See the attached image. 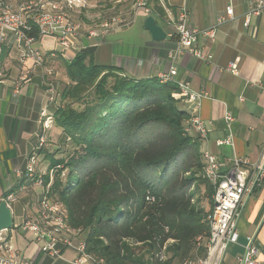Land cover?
Instances as JSON below:
<instances>
[{
  "label": "crops",
  "instance_id": "obj_1",
  "mask_svg": "<svg viewBox=\"0 0 264 264\" xmlns=\"http://www.w3.org/2000/svg\"><path fill=\"white\" fill-rule=\"evenodd\" d=\"M19 1L11 0L13 4ZM256 1L159 0L165 16H151L165 32V38L160 41H154L144 28L146 15L143 13L136 15L126 27L93 39L86 37V30L90 26L84 25L82 20H76L81 27L80 49L91 51L94 63L113 67L127 78L139 80L157 77L167 70L168 52L175 50L176 38L169 35L172 27L166 22L176 18L181 5L185 4L189 10L188 24L198 29L214 25L217 17L224 14L225 7L231 5L233 19L216 26L214 40L201 38L197 43L206 60L195 58L185 50L175 51L177 69L172 82H188L193 91L203 96L193 114L200 117L206 130V140H202L192 130L200 151L207 149L211 152L221 171L230 169L235 157L257 163L261 161L264 141V13L252 16L249 26H244V15ZM109 9V15L117 11L125 17H131L133 6L131 0H121L113 3ZM37 45L44 52H55L43 66L35 65L32 60L21 62L11 37L7 38L0 51L3 72L0 81V194L14 192L17 197L11 205L12 226L3 234L14 244L18 253L33 264H70L74 255L71 249L59 244L60 257L43 255L31 233L14 227L27 215L37 216L38 200L44 187L51 183L49 178L47 184L40 186L25 178L23 173L17 176L15 171L23 172L28 157L36 152L41 110L44 109L52 118L60 104L59 86L68 83L61 59L70 60L76 53L73 49H61L51 36H42ZM236 60L237 73L226 70L228 64ZM48 67L53 68L50 77H46ZM25 72L28 73L29 82L23 84L19 94L14 96L12 83ZM48 83L56 88L54 102L47 100ZM180 106L189 110L187 104L182 103ZM227 115L231 119L228 120ZM48 133L51 138L38 151L36 176H43L47 172L50 162L45 164L43 158H51L53 153L56 157L59 152L53 150L52 146L54 136L62 135L61 129L52 125ZM228 137H231V144H218V141ZM263 215L264 181L258 189L244 197L236 218L239 240L228 246L221 264H236L248 235L254 237L257 264H264ZM84 237L82 232L80 238Z\"/></svg>",
  "mask_w": 264,
  "mask_h": 264
},
{
  "label": "trees",
  "instance_id": "obj_2",
  "mask_svg": "<svg viewBox=\"0 0 264 264\" xmlns=\"http://www.w3.org/2000/svg\"><path fill=\"white\" fill-rule=\"evenodd\" d=\"M103 1L111 6L121 0ZM147 4L152 15L165 16L159 0ZM61 60L68 83L52 118L73 148L56 159L53 153L42 178L47 184L53 170L47 195L64 206L71 227L82 229L87 251L106 264H145V256L152 259L171 239L161 264L204 257L213 187L203 176L198 140L183 132L188 113L171 96L176 84L127 78L94 63L89 50ZM191 183L195 191L187 193ZM200 185L206 208L201 199L192 202ZM143 247L145 256L136 252Z\"/></svg>",
  "mask_w": 264,
  "mask_h": 264
},
{
  "label": "built area",
  "instance_id": "obj_3",
  "mask_svg": "<svg viewBox=\"0 0 264 264\" xmlns=\"http://www.w3.org/2000/svg\"><path fill=\"white\" fill-rule=\"evenodd\" d=\"M133 11L131 17H125L119 12H113L106 17L99 18V21L86 30L88 39L99 38L108 33L126 27L136 15L143 13L148 16L152 14L150 6L146 0H131ZM85 6V0H20L18 4H13L11 0H0V51L2 45L8 37L19 51V60L24 62L32 60L35 65L43 66L48 57L54 56V51L44 52L37 45L42 36H51L55 39L59 47L63 50L73 49L80 51L79 35L80 24L71 19L72 12H81ZM264 13V0H257L244 15V26H249L250 18ZM189 10L185 4L178 8L177 16L174 20L166 23L172 27L169 35L176 38L175 50L168 52V65L165 72L159 73L157 78L160 82H172L176 72L175 51L185 50L195 58L206 60L202 50L198 47L201 38L214 40L215 28L217 25L233 19V9L231 5L225 7L224 14L219 15L214 25L198 29L188 24ZM49 55V56H48ZM226 70L237 73V60L232 61ZM53 75V68L46 69V77ZM3 77L0 66V81ZM28 73L25 72L12 83V93L17 96L23 84L28 83ZM177 90L175 97L188 107L186 130H194L202 140H206V130L200 117L193 114L198 106L201 97L200 93L191 89L188 82L176 83ZM48 102H54L57 92L52 83L47 86ZM190 111V113H189ZM231 119L230 115L226 117ZM40 133L36 146V152L28 157L23 172L16 170L15 174L21 176L22 173L28 180H33L37 185H44L43 178L35 175L37 157L42 147L47 142L48 130L52 126V118L45 110L40 112ZM231 144V137L218 141V144ZM203 156V176L213 187V206L209 215V235L206 239V254L204 257L195 259H185L178 264H221L224 253L230 244H235L239 240V232L236 225V218L243 199L246 195L254 192L264 181V141L261 146L260 162H251L246 158L235 157L232 159V167L221 171L216 157L207 149L201 150ZM60 168V166H59ZM65 177L64 170L60 174ZM53 170H49V178L52 180ZM44 187V191L38 200L37 216L27 215L24 219L15 224L23 232L31 233L36 242L39 243L40 252L51 257H60L59 244L71 249L74 252L70 264H106L105 259L95 253L87 251L84 239L80 238L81 228H73L69 224L68 213L60 203L52 201L48 197L49 185ZM17 197L14 192L0 194V201H3L7 208L11 210V205ZM153 196L148 194L146 200L153 201ZM264 219V215H263ZM5 229H0V264H33L32 261L22 257L14 244L4 236ZM169 239L150 259L149 264H161L167 258L166 244L172 242ZM202 237H197L200 243ZM139 244V243H133ZM257 248L254 245V237H245L243 252L236 259V264H257Z\"/></svg>",
  "mask_w": 264,
  "mask_h": 264
},
{
  "label": "rangeland",
  "instance_id": "obj_4",
  "mask_svg": "<svg viewBox=\"0 0 264 264\" xmlns=\"http://www.w3.org/2000/svg\"><path fill=\"white\" fill-rule=\"evenodd\" d=\"M111 6L108 3H105L103 0H85V6L81 9V13L78 14L79 12H76V13L72 12L71 19L72 20H80V22L83 21L84 25L91 27V26H94L99 21V18H102V17H105V16L109 15V12H110L109 8ZM63 86L60 85L59 89H62ZM171 96H172L173 99H175V100H177V102H179L178 105H181L183 103L177 97H175V92H172ZM60 103H61V101H60ZM70 104L72 105V107H74L76 109H81L83 107L82 103H79V102H71ZM62 105H63V102H62ZM42 110H44V109H42ZM186 121H187V118L184 119L183 124H182L183 128H184L183 132L185 134L192 132L191 129H190V131L186 130V127H187ZM52 125H54L53 118H52ZM49 136L50 135L48 133L47 139L51 138ZM54 137H55L54 138L55 142H54V147L52 146V149L53 150H55V149L59 150L57 156L54 159L58 158L61 155L65 156V154L67 155V154L71 153L73 145L69 141L64 140L62 135L61 136H57L56 135ZM57 139H58V142H57ZM199 152H200V161L203 164V156H202V153H201L200 150H199ZM43 159L45 161V164H48L51 160H53L51 158H43ZM64 173H66L65 170H64ZM181 177H182V175L180 174L178 178L180 179ZM195 188H196L195 184L191 183L189 187L185 188V191L187 193H194ZM203 191H204V188H203L202 185H200L197 197H193L192 198V202H197L198 199L199 200L201 199V202H200L201 206H204L206 208L207 202H206V197L203 194ZM51 200L54 201L53 198ZM55 202H57V201H55ZM6 231H4V233ZM128 243L130 245H134L133 244L134 242H132V241H128ZM171 243L172 242H167L166 246L168 247ZM159 250H160V248L158 250H155L153 253L155 254ZM147 251L148 250L146 249V247L145 248L143 247V248H140V249H136V252H138L139 254H143L144 256L147 255ZM149 259H150V257H149ZM149 259H147V256H145L144 263L145 264H149L150 263Z\"/></svg>",
  "mask_w": 264,
  "mask_h": 264
},
{
  "label": "water",
  "instance_id": "obj_5",
  "mask_svg": "<svg viewBox=\"0 0 264 264\" xmlns=\"http://www.w3.org/2000/svg\"><path fill=\"white\" fill-rule=\"evenodd\" d=\"M144 28L150 33L154 41H160L165 38V32L159 25L156 24L155 19L148 15L143 21ZM12 213L6 207L3 201H0V229H9L12 226Z\"/></svg>",
  "mask_w": 264,
  "mask_h": 264
}]
</instances>
